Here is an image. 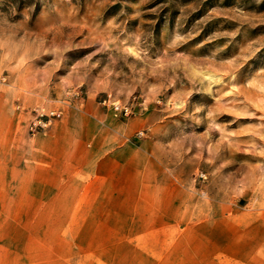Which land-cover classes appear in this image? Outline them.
<instances>
[{
    "label": "rangeland",
    "instance_id": "1",
    "mask_svg": "<svg viewBox=\"0 0 264 264\" xmlns=\"http://www.w3.org/2000/svg\"><path fill=\"white\" fill-rule=\"evenodd\" d=\"M37 110L61 114L31 133ZM107 152L160 166L126 191L157 181L187 204L171 249L187 224L200 251L209 226L255 224L264 0H0V264H159L125 234L134 210L84 208L78 164Z\"/></svg>",
    "mask_w": 264,
    "mask_h": 264
},
{
    "label": "crops",
    "instance_id": "2",
    "mask_svg": "<svg viewBox=\"0 0 264 264\" xmlns=\"http://www.w3.org/2000/svg\"><path fill=\"white\" fill-rule=\"evenodd\" d=\"M146 158L145 155L135 157L114 152L87 155L78 164L81 173H85L87 178L85 184L82 183L86 189L81 190L82 194L88 195L84 208L134 210L128 216V230L125 234L135 241L149 243L144 248V258L148 259V263H151L153 257H158L159 264H264V214L254 220L255 224L250 226L241 221L239 228L235 229L231 228V219H227V226L220 235L215 233V226H209L211 233H208L204 241L205 249L201 251L186 249L190 247L187 244L199 236V223L187 224L183 232L177 233L178 236L172 239L175 249L164 244L168 242L169 236L174 235L172 226L176 227V224L183 221L181 217L184 216L183 210L187 204L179 201L181 196L177 197V194L161 188L157 181L146 193L138 188L134 191L124 189L120 178L143 176L145 161L156 168L149 174L151 178L161 175L157 161L148 159L149 156ZM129 193H134L133 197H128ZM101 203L105 205H97ZM178 241L183 244L177 245ZM152 242L159 243L158 249L150 244Z\"/></svg>",
    "mask_w": 264,
    "mask_h": 264
},
{
    "label": "built area",
    "instance_id": "3",
    "mask_svg": "<svg viewBox=\"0 0 264 264\" xmlns=\"http://www.w3.org/2000/svg\"><path fill=\"white\" fill-rule=\"evenodd\" d=\"M112 110L114 113H120L123 115H129L131 114V109L130 107L127 106H121L119 103H112ZM61 114L60 111L57 110H48V111H43V110H37L34 118L31 120L29 124V130L31 133H36L39 130H44L46 127H48L51 123V121L54 118L59 117ZM141 134V132H139Z\"/></svg>",
    "mask_w": 264,
    "mask_h": 264
}]
</instances>
